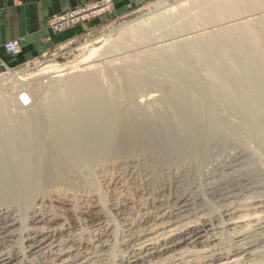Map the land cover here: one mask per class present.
I'll return each mask as SVG.
<instances>
[{
  "label": "bare ground",
  "instance_id": "6f19581e",
  "mask_svg": "<svg viewBox=\"0 0 264 264\" xmlns=\"http://www.w3.org/2000/svg\"><path fill=\"white\" fill-rule=\"evenodd\" d=\"M155 6L123 26L115 43L105 34L81 46L80 63L89 65L126 49V37L141 41L199 10L187 28L204 27L191 39L121 68L128 105L118 126L99 80L74 74L80 63L45 68L47 84H35L24 107L13 92L26 90L27 78L0 81V264H264V0ZM214 23L217 30L207 28ZM40 89L47 109L34 107ZM230 146L237 152L221 160ZM140 148L189 161L201 177L174 185L158 208V200H132L124 229V207L109 210L98 194L82 205L61 192L71 176L100 173L120 152Z\"/></svg>",
  "mask_w": 264,
  "mask_h": 264
},
{
  "label": "rangeland",
  "instance_id": "374dc122",
  "mask_svg": "<svg viewBox=\"0 0 264 264\" xmlns=\"http://www.w3.org/2000/svg\"><path fill=\"white\" fill-rule=\"evenodd\" d=\"M178 1L179 0H150L142 4H138L137 6L130 8L124 12H121L118 15H114L112 0H101L91 8L71 11L68 14L77 11L90 13L93 12L98 5L109 2V6L107 10H105L104 12L98 11L92 13L85 22L81 23L82 25L80 24V26H83L86 25L87 23H90V26H88L87 24L86 25L87 28L85 26L82 27L83 30L81 29V30L69 32L68 33L69 38L64 43H61L52 48H50L49 46L46 50H44L43 54L38 56L34 55L32 60H29L22 65H18L17 67L14 68L8 67L6 69L1 70L0 81L1 80L4 81L8 79L9 74L10 75L18 74L19 78L20 77L25 79L27 78L26 82L28 86L26 90L25 89L14 90L13 95L16 97V102H15L16 105L18 103L20 107H24V105L19 101V97L21 94H23V99L27 103V105H30L34 100L33 98L34 94L32 96L33 93L32 91L35 87V84L37 83L45 84V85L47 84L46 77H48L47 74H49V70L46 69L47 70L46 73L44 69L47 68L49 65H60L63 67L64 70H66L67 68H72L75 66V64H78L82 62L81 60H83V56H84L83 54H85V51L81 49L82 45L91 42L92 40H95L98 37H101L105 34L111 36L112 42L115 43L116 42L115 40H117L118 38V34H119L118 32L123 26L134 20H137L141 17L150 14V12L154 11V9L156 8L155 5L158 3L173 4ZM198 11L199 10L194 11L191 15L186 14L184 16L183 14H180V16H176V18L170 19V21H168L167 24L164 23L162 27L155 29L153 33L147 36L148 39L143 38L141 39V41L131 43L130 42L131 39L129 38V36L126 37L123 44L126 45L125 47L126 49L124 50L121 49L123 51H118V52L104 53L103 55L102 54L98 55L93 59V63L89 65L97 64L96 69L85 70L89 67V65H83V64L81 65V63L78 64L80 68L78 72L74 71L76 72L74 73L75 75L92 74L96 77L97 80H99V82L104 87L105 92L108 94V99L111 101V103L115 108L114 123L117 126L124 122V121L122 122V118L126 115L125 114L127 110L126 106L128 105V101L123 89L121 68L122 69L127 68L129 65L132 64V62L136 63L138 59L144 57L143 55L144 52L147 51L149 52L150 50L152 51L157 48L159 49L164 45H168V43L175 44L179 40L182 41V39L183 40L191 39L194 35L192 34L190 35L189 33L198 31V29L201 30L204 27V26L202 28L200 27L201 29L187 28V26L190 23L198 19V18H193L196 17L194 16V14L198 13ZM215 25L217 24L214 23L212 25L207 26V28L212 27L213 30H217L218 28ZM77 26L71 25L70 27L65 29H70ZM208 31L209 30H205L201 32L203 33ZM179 36L182 37L177 39V37ZM167 40L170 41L167 42ZM96 46H101V45L97 44ZM5 53L6 55H8V57H14V56H18L21 52L18 55H9L7 54L6 51ZM119 58H125L126 60L120 62L115 61L114 63H111V61L118 60ZM198 67L199 69L204 68V64L197 63L196 68ZM82 70L85 72H81ZM72 71L73 70H70V72L66 71L65 73H71ZM4 83H7V81H5ZM3 89H5V91L7 92L9 91L11 92L10 87L7 88L6 86ZM48 95L49 94L47 92V89H40V91L37 92V99L34 107L37 105L39 108L47 109V107L50 106L49 103L50 99L48 98ZM32 108L33 107H31L30 109H26L25 111L23 110V112H30ZM147 109H150V107H147ZM44 132L47 135H50L51 133V131L48 130V128H46ZM233 148L234 146H230L227 149V151L220 157V159L221 160L222 158L225 159L227 156H231L234 153H236L237 152L236 148L234 149ZM221 160H219V162ZM208 161H210V159ZM115 162L116 163L104 169L103 170L104 172L101 171L102 173L100 172L94 175L93 174L87 175V173L84 172L82 174V177L79 179L77 178V176H71L70 177L71 179H69V181L61 187V192L64 194L68 190L65 194L75 197L77 201L82 205L88 204L89 201L92 199V197L98 194L99 196L102 197V199H104V202H106L105 203L106 208H108L109 210L115 209L116 206L124 207L125 210L122 212V214L125 212L122 216V221L124 225L123 229L128 224L125 221V215L130 212L133 213L130 210V205L132 200H140L141 203L143 202L145 203L146 202L145 200H147L146 203L149 202L148 204L151 206L153 205L154 201L158 200V202L155 204L154 207V208H158L162 205L160 200H162L163 197L168 198L170 194L171 195L173 194L175 188L174 185L175 186L178 185L180 187L181 186L188 187L189 182L193 184L198 180V176L201 177L199 173H196L194 171V169L192 168L194 167V165L191 162L182 161L179 158H177L175 155L170 156V159H162L158 151H151L145 148H140L138 150L122 151L118 154V157L115 160ZM208 170L211 171V169ZM206 171L207 169L203 170V172ZM194 172L196 174H194ZM186 174H189L187 180H186ZM196 175L198 176L196 177ZM163 194L164 196H162ZM150 197L151 198L154 197L155 199L154 198L151 199ZM5 211L6 212L11 211L10 213L12 214L13 212L16 213V209H11V210L5 209ZM114 213H115L114 211L111 212L113 216Z\"/></svg>",
  "mask_w": 264,
  "mask_h": 264
},
{
  "label": "crops",
  "instance_id": "0c3cea01",
  "mask_svg": "<svg viewBox=\"0 0 264 264\" xmlns=\"http://www.w3.org/2000/svg\"><path fill=\"white\" fill-rule=\"evenodd\" d=\"M101 0H0V71L17 67L50 48L64 43L68 33L87 28L90 23L65 29L55 34L51 24L71 11L93 7ZM150 0H112L114 15ZM92 22V21H91ZM82 25V24H81ZM20 41L21 53L8 57L4 47L10 41Z\"/></svg>",
  "mask_w": 264,
  "mask_h": 264
},
{
  "label": "built area",
  "instance_id": "2783aa9c",
  "mask_svg": "<svg viewBox=\"0 0 264 264\" xmlns=\"http://www.w3.org/2000/svg\"><path fill=\"white\" fill-rule=\"evenodd\" d=\"M108 6H109V2L102 3L101 5H98L94 9L93 12H90V13L77 11L71 14L59 16L57 19H55V21L53 22L51 26L52 31L55 34H58L62 32L65 28L70 27L71 25H75V26L80 25L81 23L85 22L92 13H95L98 11L104 12L105 10H107ZM5 51L9 55H18L21 52L20 41L14 40V41L8 42L5 45ZM19 99H20V102L24 106L27 105V103L23 99V94L20 95Z\"/></svg>",
  "mask_w": 264,
  "mask_h": 264
}]
</instances>
